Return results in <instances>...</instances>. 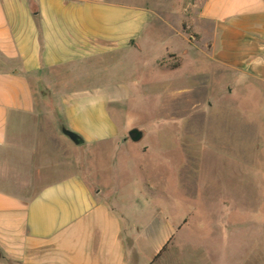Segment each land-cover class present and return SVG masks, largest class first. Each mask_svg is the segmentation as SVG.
<instances>
[{
    "label": "rangeland",
    "instance_id": "1",
    "mask_svg": "<svg viewBox=\"0 0 264 264\" xmlns=\"http://www.w3.org/2000/svg\"><path fill=\"white\" fill-rule=\"evenodd\" d=\"M130 1L150 9L142 40L75 76L93 74L94 92L111 96L95 126L113 138L75 145L62 133L61 96L87 91L86 80L47 88L39 116L22 122L51 134L41 172L80 174L102 191L128 264H264V82L212 61L208 33L194 25L203 0ZM134 128L139 142L127 138Z\"/></svg>",
    "mask_w": 264,
    "mask_h": 264
},
{
    "label": "crops",
    "instance_id": "2",
    "mask_svg": "<svg viewBox=\"0 0 264 264\" xmlns=\"http://www.w3.org/2000/svg\"><path fill=\"white\" fill-rule=\"evenodd\" d=\"M149 21L150 9L129 0H0V264H128L120 216L102 191L80 174L42 173L51 134L26 133L22 122L39 116L47 88L86 80L87 91L62 94V124L88 145L113 138L95 126L111 96L94 92L93 74L75 76L133 49ZM194 23L215 64L264 82V0H203ZM26 170L35 175L24 184Z\"/></svg>",
    "mask_w": 264,
    "mask_h": 264
},
{
    "label": "water",
    "instance_id": "3",
    "mask_svg": "<svg viewBox=\"0 0 264 264\" xmlns=\"http://www.w3.org/2000/svg\"><path fill=\"white\" fill-rule=\"evenodd\" d=\"M62 133L69 138L75 145H81L83 144L82 139L77 136L76 134L68 131V130H63ZM144 134L142 131L134 128L131 129L128 133H127V138L132 141V142H139L140 140H142Z\"/></svg>",
    "mask_w": 264,
    "mask_h": 264
},
{
    "label": "trees",
    "instance_id": "4",
    "mask_svg": "<svg viewBox=\"0 0 264 264\" xmlns=\"http://www.w3.org/2000/svg\"><path fill=\"white\" fill-rule=\"evenodd\" d=\"M64 130H66V129H64ZM164 248H165V247H162V248H161V250L158 252V254L156 255L155 258H157V257L161 254V252H163ZM7 264H17V263H14L13 261H7Z\"/></svg>",
    "mask_w": 264,
    "mask_h": 264
}]
</instances>
